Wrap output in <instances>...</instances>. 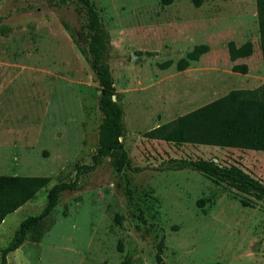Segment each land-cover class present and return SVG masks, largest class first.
Segmentation results:
<instances>
[{"label":"rangeland","instance_id":"obj_1","mask_svg":"<svg viewBox=\"0 0 264 264\" xmlns=\"http://www.w3.org/2000/svg\"><path fill=\"white\" fill-rule=\"evenodd\" d=\"M92 1L110 34L131 162L117 171L106 157L81 174L46 218L41 241L27 240L8 264H264V198L169 167L174 158L212 159L264 182V151L146 135L232 89L264 83L256 0ZM83 14L76 0H0V173L51 177L0 224V261L21 221L42 212L48 189L73 180L98 147L100 90ZM230 41H249L252 54L232 60ZM201 43L210 50L178 70ZM240 63L247 73L233 70Z\"/></svg>","mask_w":264,"mask_h":264},{"label":"trees","instance_id":"obj_2","mask_svg":"<svg viewBox=\"0 0 264 264\" xmlns=\"http://www.w3.org/2000/svg\"><path fill=\"white\" fill-rule=\"evenodd\" d=\"M81 5L84 21L83 32L87 37V50L96 74L100 95L98 107L102 114L98 132V147L92 155L90 164L77 167L73 180L60 181L47 191V202L37 215L24 218L13 239L1 248L0 264H8V254L19 249L27 240L38 243L47 227L46 218L52 213L63 192L74 190L80 175L95 170L103 159L112 157L117 171H123L130 165V157L121 140L124 134V111L117 100L115 81L108 62L110 51V34L106 28L96 4L92 0H76ZM164 5L174 0H161ZM200 5L202 0H194ZM261 36V49L264 56V0H256ZM210 50L206 43L197 44L181 57L177 63L178 70L187 69L192 61ZM232 60L252 54V44L247 41L237 45L234 41L228 44ZM172 61L161 64L166 68ZM233 70L246 73L245 63L234 64ZM152 139H163L176 144L202 143L216 144L223 147H236L264 151V83L256 89H232L217 100L203 105L176 119L156 126L146 132ZM169 167L176 169L191 168L214 178L217 181L235 187L247 194L264 198V182L252 176L236 165H224L212 159H170ZM51 181L46 175H22L0 173V224L5 217L23 206ZM247 203L246 200H244ZM139 216L142 217V210ZM123 216L115 213V221L121 224ZM163 241V240H162ZM162 242L158 245L156 258L162 262ZM222 264V263H216Z\"/></svg>","mask_w":264,"mask_h":264},{"label":"water","instance_id":"obj_3","mask_svg":"<svg viewBox=\"0 0 264 264\" xmlns=\"http://www.w3.org/2000/svg\"><path fill=\"white\" fill-rule=\"evenodd\" d=\"M101 92V91H100ZM115 99V96L113 97Z\"/></svg>","mask_w":264,"mask_h":264},{"label":"crops","instance_id":"obj_4","mask_svg":"<svg viewBox=\"0 0 264 264\" xmlns=\"http://www.w3.org/2000/svg\"><path fill=\"white\" fill-rule=\"evenodd\" d=\"M247 66H248V65H247ZM249 68H250V67H249ZM247 72H248V71H247ZM247 72H246V73H247Z\"/></svg>","mask_w":264,"mask_h":264}]
</instances>
